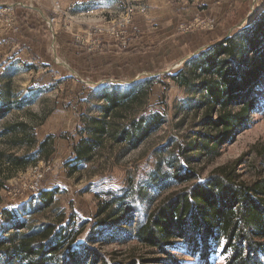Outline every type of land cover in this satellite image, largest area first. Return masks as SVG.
<instances>
[{"label": "trees", "instance_id": "obj_1", "mask_svg": "<svg viewBox=\"0 0 264 264\" xmlns=\"http://www.w3.org/2000/svg\"><path fill=\"white\" fill-rule=\"evenodd\" d=\"M10 72L11 68L2 76L0 95V193L19 173L51 159L58 137L51 134L39 141L31 123L5 122L26 102L16 100ZM169 78L188 94L180 108L201 114L199 131L181 149L182 157L189 164L200 157L216 158L222 146L247 130L261 110L264 10L232 36L190 58ZM159 82L157 77L143 78L126 87L103 86L94 93L97 103L81 115L77 128L80 139L68 163L70 176L105 149L119 148L120 156H127L165 126L166 117L149 106ZM171 168L179 184L192 181L181 166ZM169 179L168 173L156 172L135 194L147 200L152 189ZM58 194L59 189L42 191L33 210L24 216L3 210L8 225L0 232V264H99L91 246L109 240H137L157 249L162 256L157 262H177L174 252L180 251L206 264L217 254L227 255L226 264H264V177L248 184L222 171L169 195L147 218L138 217V206L128 194H115L100 210L84 242L79 237L88 223L59 213ZM49 211L54 215L48 221L31 219Z\"/></svg>", "mask_w": 264, "mask_h": 264}, {"label": "rangeland", "instance_id": "obj_2", "mask_svg": "<svg viewBox=\"0 0 264 264\" xmlns=\"http://www.w3.org/2000/svg\"><path fill=\"white\" fill-rule=\"evenodd\" d=\"M146 2L0 0V95L5 83L2 76L11 68L14 96L17 101L26 99L25 106L15 109L5 122L31 123L35 126L39 141L51 134L58 136L55 153L51 158L54 161L53 170L47 174L43 187L36 196L28 201H13L6 195L7 190L16 186L19 174L7 182V186L1 191L0 232L3 226L8 225L3 216L4 209L24 216L33 210L44 190L59 189L56 198L58 212L67 217L73 215L78 223H88L79 237V241L84 242L100 210L115 194H128L129 201L138 206V217L147 218L169 195L222 171L232 172L237 181L248 184L264 177V91L258 97L261 110L254 114L247 130L224 144L216 158L200 157L189 164L182 157L181 149L188 146L194 133L199 131L197 124L201 114L196 116L188 108H180L188 94L169 78L180 70L144 77H157L161 81L153 88L149 106L166 117L165 126L127 156L121 157L119 148H115L114 152L112 149H105L92 163L83 166L73 176L69 175L68 163L74 157V147L68 141L80 139L75 125L79 122L77 119H80L79 112L83 110L85 113L97 103L93 95L101 87H126L130 84L106 81L95 87L97 81L90 78L91 71L84 65V58L88 54L101 53L105 46L116 43L108 42L100 50H91L79 44L77 36L84 35L85 30L103 25L108 20L121 19L129 9L142 7L146 12V8L149 9ZM251 3L256 12L264 10V0H254ZM250 19L251 17L247 18L244 24L247 25ZM80 54L83 56L80 57ZM153 71L149 70L148 73ZM61 109H70L74 115L70 118L53 116ZM62 123H68L69 126L61 128ZM58 141H67L69 145L62 147L67 153L64 158L54 159ZM174 165L181 166L186 177H193L192 181L179 184L172 175L174 169L171 166ZM159 171L168 173L169 181L152 189L149 198L141 201L135 190L145 186ZM53 215L49 211L36 214L31 219L40 223L52 219ZM91 247L96 249L100 263L106 260L108 264H142V260H145L144 264H206L199 258L180 251L174 252L178 253L177 262H157L155 259L162 257L159 250L144 246L137 240H109L106 243L92 244ZM226 262L227 255L217 254L208 264Z\"/></svg>", "mask_w": 264, "mask_h": 264}, {"label": "crops", "instance_id": "obj_3", "mask_svg": "<svg viewBox=\"0 0 264 264\" xmlns=\"http://www.w3.org/2000/svg\"><path fill=\"white\" fill-rule=\"evenodd\" d=\"M146 1L145 5L149 6V9L146 8L145 13L136 17L139 32L127 47L120 48L118 45L108 44L101 53L88 54L84 58V65L91 71L90 78L97 81L95 87L106 81L131 84L145 76L183 69L190 58L244 27L248 14L253 10L251 2L254 0H189L185 3H172L168 0ZM198 16L212 19L216 25L215 29L181 31V27L191 23ZM149 70L154 71L148 73ZM56 113L53 116L70 118L74 115L70 109H61ZM83 114V110L79 112L80 119ZM80 119H77L79 122L75 124L76 127L80 126ZM64 126L69 124L60 125L61 128ZM78 141V138H75L68 142L74 147ZM68 142H57L54 159L65 157L67 153L62 149L69 145Z\"/></svg>", "mask_w": 264, "mask_h": 264}, {"label": "built area", "instance_id": "obj_4", "mask_svg": "<svg viewBox=\"0 0 264 264\" xmlns=\"http://www.w3.org/2000/svg\"><path fill=\"white\" fill-rule=\"evenodd\" d=\"M172 3H185L189 0H168ZM145 9H129L125 16L118 20H108L103 25L90 27L84 31V35H78L79 44L89 47L91 50H100L105 43L115 42L120 48H125L129 42L138 35L136 17L138 13H144ZM256 13L255 10L248 14V18ZM54 22V20H53ZM215 22L210 18L196 17L191 23L181 27V31H211L215 29ZM81 34V33H79ZM54 161H40L25 172L19 173L16 186L6 191V195L13 201H28L36 196L42 189L47 174L51 173Z\"/></svg>", "mask_w": 264, "mask_h": 264}]
</instances>
